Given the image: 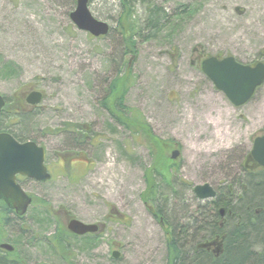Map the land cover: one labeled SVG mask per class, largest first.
<instances>
[{
  "label": "rangeland",
  "instance_id": "rangeland-1",
  "mask_svg": "<svg viewBox=\"0 0 264 264\" xmlns=\"http://www.w3.org/2000/svg\"><path fill=\"white\" fill-rule=\"evenodd\" d=\"M121 4L90 0L92 14L111 28L97 39L73 25L71 0H0V61L16 67L15 75H0V94L28 110L26 98L44 94L29 117L6 119L2 129L45 147L53 176L46 183L21 181L44 205L32 206L22 220L0 219V243L17 246L22 264H168L174 231L182 240L203 236L196 220L207 201L194 186L219 192L243 176V162L264 131V86L235 107L194 52L256 61L264 54V0L140 1L132 19L136 54H124L117 31L124 26ZM150 6L164 11L159 29H149ZM126 84L120 97L129 112L113 119L104 103L113 110L115 99H106L111 90L119 97ZM156 172L167 179L158 178L157 205L164 207L158 218L145 203ZM71 219L103 230L93 248L70 239L67 260L43 241Z\"/></svg>",
  "mask_w": 264,
  "mask_h": 264
},
{
  "label": "trees",
  "instance_id": "trees-1",
  "mask_svg": "<svg viewBox=\"0 0 264 264\" xmlns=\"http://www.w3.org/2000/svg\"><path fill=\"white\" fill-rule=\"evenodd\" d=\"M140 1L144 2L147 0H121L123 12L120 16V24L121 26L124 24V26L123 29L120 28L117 29V31H119L124 40V54H136L137 52L136 43L134 41V35H136V33L132 31L135 25L132 19L135 14L133 12L134 6ZM76 3L77 0H71L72 6H75ZM162 13H164V11L160 8L157 9V7L153 6L148 7V23L150 30L160 28L163 21ZM15 68L13 63H1L0 61V75L2 76L10 74L15 75ZM127 69H129V71L123 75V77H126L124 79L125 83H127L131 76V68L129 65ZM128 88L129 86L126 84V88L121 90L118 94L119 97H115V91L113 92L111 90L110 97L106 99L109 100L112 97L113 100L115 99V102L112 101L113 110L104 103L105 108L112 117L117 113L122 114L129 112V108L123 105L124 96L120 97V95L127 93ZM33 111H35V109H26L24 103L21 101L17 100L16 103H12L10 99H7L6 107L0 115V132L10 133L17 140L27 142L28 140H22L18 135L12 132L10 127L2 129V122L4 120L6 121V119L10 120V124H13L15 119L20 122L29 117ZM130 121L131 119L125 118L121 122L126 127H130L132 125ZM7 128L10 130H7ZM146 128L147 127L142 125V130L145 129L147 132ZM148 130L150 129L148 128ZM150 131L149 134L151 133ZM158 145L162 147L163 144L159 142ZM248 155L246 157H248ZM242 173L243 176L241 175L239 179L233 181L231 184L220 187V191H217V197L214 200L207 201L204 206L201 205V207L198 208L197 215L199 217L196 222H198L199 225L197 224L196 232L203 234L198 242L194 241V238H196L195 236L189 237V240H182L180 234L175 233V231L173 232L169 244L170 255L168 264H264V172L254 175L247 174L245 169H243ZM161 176L166 179V176L163 175L162 172L153 173L148 183V194L150 195L145 201V203L150 204L149 209L152 215L157 218L162 215L164 209V207H159L160 205H157L161 196L158 185V178ZM182 184L192 188V185L186 183ZM238 189L241 190V193L236 192ZM194 198L197 199L196 197ZM37 204L44 205L45 202L35 199L34 205ZM221 209L226 210L224 218L220 215ZM10 214L11 211L0 202V219L1 221L3 219V224H8L9 219L4 218ZM18 219L22 220L24 218L18 217ZM230 223H232L233 230L228 231L226 228ZM56 227V232L48 237H44L43 242L46 243L51 250L61 254V256L69 260V256L72 254L70 252V239H75L76 237H71L64 226L60 224L58 226L57 223ZM99 238L100 236L98 239L84 238V240L89 242L91 245L90 248H93L97 246ZM221 240L222 247L220 251L217 250V245L204 247V245H210ZM185 243L187 245H185ZM15 248L16 250L14 253L0 250V264H22L17 246H15Z\"/></svg>",
  "mask_w": 264,
  "mask_h": 264
},
{
  "label": "water",
  "instance_id": "water-1",
  "mask_svg": "<svg viewBox=\"0 0 264 264\" xmlns=\"http://www.w3.org/2000/svg\"><path fill=\"white\" fill-rule=\"evenodd\" d=\"M90 0H77L76 9L70 14V19L80 31L89 33L95 38L106 37L111 28L106 22L98 20L89 8ZM202 71L212 81L215 88L229 99L235 107H242L249 103L258 88L264 85V64L259 63L254 67L242 64L235 57H209L202 63ZM44 99V94L39 91L32 92L27 97V104L38 106ZM6 106V99L0 94V115ZM179 157L174 152L172 159ZM46 150L35 142L19 143L7 133L0 134V200L19 217L27 214L33 204V198L26 193L18 183V176L37 182L46 183L52 175L46 166ZM254 162L264 168V136L258 137L253 144L247 162ZM194 194L202 201L214 200L217 191L209 184L194 187ZM226 210L221 209L220 215L225 217ZM68 230L77 235L95 234L99 231L97 224H86L79 220H71ZM222 247V242H214L208 246ZM2 250L13 253L15 248L9 244L0 245ZM217 251V252H218ZM113 256L118 258V253ZM47 264V263H45Z\"/></svg>",
  "mask_w": 264,
  "mask_h": 264
},
{
  "label": "flooded vegetation",
  "instance_id": "flooded-vegetation-1",
  "mask_svg": "<svg viewBox=\"0 0 264 264\" xmlns=\"http://www.w3.org/2000/svg\"><path fill=\"white\" fill-rule=\"evenodd\" d=\"M198 56H197V62H199V63H201V66H202V63L208 58V55H206L204 52L202 53V51H200V50H195L194 51ZM219 58L221 59V58H223V57H220L219 56ZM238 62H241V61H239L238 60ZM241 63H243V62H241ZM259 63H263L264 64V54H261L260 56H259V58H257V60L256 61H254V62H251V63H243V64H245V65H248V66H251V67H254V66H256L257 64H259ZM27 99V98H26ZM0 133H2V132H0ZM13 136V135H12ZM262 136H264V131L262 132V135H260V136H258V137H262ZM14 137V136H13ZM258 137H256L255 138V140L258 138ZM15 138V137H14ZM16 139V138H15ZM17 140V139H16ZM254 140V141H255ZM18 142H20V143H23V142H21V141H19V140H17ZM249 156V155H248ZM248 161V157H246V159H245V161L243 162V169H245V172L247 173V174H254V175H256V174H258V173H262V172H264V168H261L260 166H258L256 163H254V162H252V161H250V162H247ZM49 169V168H48ZM24 179H26V178H24V177H22V176H18V182L19 183H21V181L22 180H24ZM3 205H5L6 207H7V205L3 202V201H0ZM7 209H9L8 207H7ZM9 211H11V214L12 215H15L16 216V213L13 211V210H11V209H9ZM17 217V216H16ZM71 220H73V219H71ZM70 220V221H71ZM69 221V222H70ZM69 222L67 223V225H66V230L69 232V234L71 235V237H76V238H81V239H84V238H91V239H98V237L100 236V232L103 230V227L101 226V225H99L100 226V229H99V231H98V233H96V234H87V235H84V236H77V235H74V234H72L69 230H68V224H69ZM1 239H0V241L1 242H4L3 241V238L2 237H0ZM1 244V243H0Z\"/></svg>",
  "mask_w": 264,
  "mask_h": 264
},
{
  "label": "bare ground",
  "instance_id": "bare-ground-1",
  "mask_svg": "<svg viewBox=\"0 0 264 264\" xmlns=\"http://www.w3.org/2000/svg\"><path fill=\"white\" fill-rule=\"evenodd\" d=\"M225 238V237H224ZM221 242H222V240H221Z\"/></svg>",
  "mask_w": 264,
  "mask_h": 264
}]
</instances>
